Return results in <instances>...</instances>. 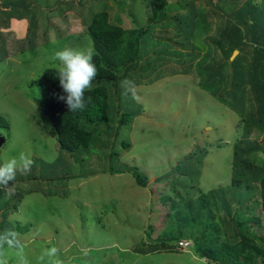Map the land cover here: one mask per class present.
<instances>
[{
    "label": "rangeland",
    "instance_id": "rangeland-1",
    "mask_svg": "<svg viewBox=\"0 0 264 264\" xmlns=\"http://www.w3.org/2000/svg\"><path fill=\"white\" fill-rule=\"evenodd\" d=\"M2 1L7 0H0V3ZM69 1L27 0L30 3L25 8L29 11L23 12L26 16L20 18L22 12H16L14 15L17 16L8 19L10 27L7 30L2 25H5L8 14L0 11V114L10 124L7 129L0 128L7 139L0 149V163L18 157L23 151L37 165L35 156L47 163L57 160L60 168L71 174L69 180H52L49 184L40 182L50 192L37 190L25 194L19 209H13L11 204L0 207V212H8V223L27 228V231L9 233V237L17 238L20 244L10 246L5 242L0 246V260L3 264H21L22 260L27 264H211L207 258L204 262L198 254V259L181 251L161 250L140 255L136 249L147 247L146 244L142 246V241L159 242L160 235L165 233L166 210L158 200L166 192L173 191L172 184L177 185V179L163 181L159 177L182 161L197 143L204 145L209 140L219 146L224 142L222 147L212 146L206 155L201 187L208 190L231 183V156L233 144L242 133L238 126L240 124L242 128V114L238 115L228 104L217 99L219 94L228 90V86H222L213 94L201 87L200 77L195 78L197 62L207 53L211 54V59L215 57V49L210 45L203 47L202 56L192 61L193 66L187 73L169 75L132 88L133 97L144 104L145 111L136 117L133 134L129 135L132 146L122 151L118 161L138 168L147 177L146 186L140 185L132 172H98L92 177H78L80 166L69 164L70 161L61 155L53 123L40 106V79L46 68L58 66L55 53L64 48H93L86 29L88 14L98 9L96 1ZM106 1L109 17L118 24L153 30V23L148 22L150 7H135V17L131 18L126 15L131 0ZM172 1L167 0V3ZM240 2L245 5L248 0ZM166 13L165 20H172L176 14L175 10ZM32 16L36 18V35L24 40ZM155 34L170 33L157 28ZM148 36L152 37V34L148 33ZM152 39L145 42V52L152 50ZM169 44V49L159 50L162 57L177 51L185 52L180 43L169 41ZM147 55L153 56V50ZM219 58L221 54L217 56ZM168 67L166 70L171 73L173 67ZM175 69L180 70L177 66ZM109 90L115 100V96H131L126 89L109 87ZM123 90L126 91L123 93ZM127 101L132 103L131 98ZM216 130L218 135L213 137L212 131ZM104 148L100 146L99 152L104 153ZM105 150L108 156L111 144ZM104 158L103 162L100 160L103 164L98 166V161L92 157L91 168L108 171L109 161ZM183 181L191 183L186 177ZM151 206L155 208L153 214L159 215L154 220L150 219ZM260 216L262 222L255 223L254 228L263 232L264 212ZM3 217L1 214L0 221ZM150 222L153 225L151 237ZM169 242L174 243L176 239L171 238ZM53 247L57 249L56 255L47 256L46 250ZM191 251L195 255L194 247Z\"/></svg>",
    "mask_w": 264,
    "mask_h": 264
},
{
    "label": "trees",
    "instance_id": "trees-1",
    "mask_svg": "<svg viewBox=\"0 0 264 264\" xmlns=\"http://www.w3.org/2000/svg\"><path fill=\"white\" fill-rule=\"evenodd\" d=\"M26 1L0 3V11L8 14L5 25H2L6 30L10 27L8 19L17 16L14 15L16 12L29 11L25 7L30 2ZM92 1H96L98 9L88 14L86 30L92 40L97 75L91 90L85 92L86 107L70 112L66 103L58 99L65 93L55 72L56 67L46 68L40 79V106L53 123L61 155L70 161L69 164L80 166L78 177H92L98 172H132L138 183L146 186L147 177L138 168L118 161L122 151L132 146L129 135L133 134L136 117L145 111V106L133 97L132 89L127 90L131 96L119 95L115 100L109 87L122 90L126 89L121 86L124 80L131 81L135 87L169 75L187 73L193 66L192 61L202 56L203 47L210 45L215 49V57L211 59V54H203L205 57L197 62L195 78L200 77L201 87L213 94L222 86H228V90L219 94L217 99L228 104L238 115L241 113L243 119L242 128L238 124L241 136L233 144L231 183L208 190L201 187L205 157L216 145L209 140L204 145L197 143L182 161L159 177L163 181L177 179V185L172 184L173 191L166 192L158 200L166 210L165 233L160 235L157 243L142 241V246L146 244L147 247H137V252L181 251L176 246L186 237L193 242L195 252L212 263L264 264V231L254 228L255 223L262 222L260 215L264 212V50L261 49L264 48V0H248L245 5L240 0H203V3L202 0H173L172 3L167 0H131L126 15L132 18L135 17V7H150L148 22L154 26L151 31L141 26L118 24L109 17L106 0ZM167 10H175L172 20H165ZM35 19L31 17L24 40L36 35ZM157 28L170 34L157 35ZM148 33L152 34L154 41L153 56L147 55L152 50L144 51L145 42L152 38ZM169 41L180 43L185 52L168 53L167 59L162 57L159 50L169 49ZM236 49L239 53L232 60ZM220 54L219 60H222L219 62L217 56ZM166 66L173 67L171 73ZM176 66L180 70H176ZM88 97H91L90 102ZM127 98H131L132 103ZM9 127L7 118L0 114V128ZM212 133L213 137L218 135L217 130ZM110 144L112 150L106 156L105 149ZM100 146L105 147L102 154L98 150ZM92 157L96 158L98 166L106 157L108 171L93 170L89 164ZM35 159L38 165L34 162L29 174L17 173L14 195L9 198L0 191V207L11 204L13 209H19L25 194L47 190L40 182L49 184L52 180L70 179L71 174L65 173L57 160L47 163L39 156ZM181 163L185 165L180 166ZM183 177L189 178L191 183L183 181ZM181 183L184 184L178 187ZM154 209L151 206V220L159 216L153 214ZM258 209L261 212L258 213ZM7 213L0 212L4 216L0 221V236L27 231L19 224L8 223ZM150 223L151 237L153 225ZM168 238H175L176 242H169ZM11 240L14 246L20 244L13 236Z\"/></svg>",
    "mask_w": 264,
    "mask_h": 264
},
{
    "label": "clouds",
    "instance_id": "clouds-1",
    "mask_svg": "<svg viewBox=\"0 0 264 264\" xmlns=\"http://www.w3.org/2000/svg\"><path fill=\"white\" fill-rule=\"evenodd\" d=\"M93 56L94 51L91 48L80 50L64 48L55 53V59L59 61L55 72L59 77L60 86L65 93V95H60L58 99L66 103L70 112L83 110L86 107L85 92L91 90L92 82L97 75V67L93 62ZM121 86L125 87L128 91L133 88L132 82L129 80L122 81ZM87 99L88 102L91 101V97ZM1 134L3 135V133ZM33 164L32 158L23 151L19 153L18 157L14 156L0 163V191H4L9 198L14 195V182L17 173L19 172L22 175L29 174ZM9 235L6 233L0 236V246H3L5 242L10 246L13 244V241L8 238ZM192 245L188 251L191 250ZM56 253L57 249L55 247L47 249L45 252L49 257H54ZM0 264H3L2 260H0ZM21 264H27V261L22 260Z\"/></svg>",
    "mask_w": 264,
    "mask_h": 264
},
{
    "label": "built area",
    "instance_id": "built-area-1",
    "mask_svg": "<svg viewBox=\"0 0 264 264\" xmlns=\"http://www.w3.org/2000/svg\"><path fill=\"white\" fill-rule=\"evenodd\" d=\"M192 242L190 240L182 239L178 242L176 248L181 251H188L189 248L191 247Z\"/></svg>",
    "mask_w": 264,
    "mask_h": 264
},
{
    "label": "crops",
    "instance_id": "crops-1",
    "mask_svg": "<svg viewBox=\"0 0 264 264\" xmlns=\"http://www.w3.org/2000/svg\"><path fill=\"white\" fill-rule=\"evenodd\" d=\"M9 9V8H8ZM6 28V27H5ZM9 29V28H8ZM157 252L158 251H161V250H156ZM151 252H154V251H144V250H140V252H137V249H136V253L137 254H140V255H148V254H150ZM163 252H165V251H163ZM187 253H191L193 256H195V258L196 259H198V255H197V253L195 252V255L192 253V251L190 250V251H188ZM201 257V256H200ZM203 260H204V258L203 257H201ZM204 262H206L205 260H204ZM212 264V263H211Z\"/></svg>",
    "mask_w": 264,
    "mask_h": 264
},
{
    "label": "water",
    "instance_id": "water-1",
    "mask_svg": "<svg viewBox=\"0 0 264 264\" xmlns=\"http://www.w3.org/2000/svg\"><path fill=\"white\" fill-rule=\"evenodd\" d=\"M261 49L264 50L263 48H261ZM237 53H238V50H235L234 53H233V55H232V59L234 58V56ZM5 142H6V137L0 133V149L4 145Z\"/></svg>",
    "mask_w": 264,
    "mask_h": 264
}]
</instances>
